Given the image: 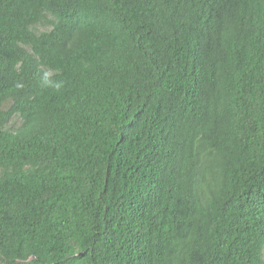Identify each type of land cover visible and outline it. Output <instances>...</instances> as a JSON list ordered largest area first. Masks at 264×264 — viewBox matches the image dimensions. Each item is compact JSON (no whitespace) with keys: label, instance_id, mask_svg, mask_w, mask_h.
<instances>
[{"label":"trees","instance_id":"trees-1","mask_svg":"<svg viewBox=\"0 0 264 264\" xmlns=\"http://www.w3.org/2000/svg\"><path fill=\"white\" fill-rule=\"evenodd\" d=\"M0 264H264V0H0Z\"/></svg>","mask_w":264,"mask_h":264},{"label":"rangeland","instance_id":"rangeland-1","mask_svg":"<svg viewBox=\"0 0 264 264\" xmlns=\"http://www.w3.org/2000/svg\"><path fill=\"white\" fill-rule=\"evenodd\" d=\"M38 30H46V26H45V25H40V26L38 27ZM13 123H14V126H15V125L18 124V121L14 120Z\"/></svg>","mask_w":264,"mask_h":264}]
</instances>
